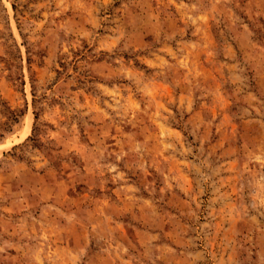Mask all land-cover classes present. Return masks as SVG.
Listing matches in <instances>:
<instances>
[{"label":"rangeland","instance_id":"obj_1","mask_svg":"<svg viewBox=\"0 0 264 264\" xmlns=\"http://www.w3.org/2000/svg\"><path fill=\"white\" fill-rule=\"evenodd\" d=\"M0 264H264V0H0Z\"/></svg>","mask_w":264,"mask_h":264}]
</instances>
